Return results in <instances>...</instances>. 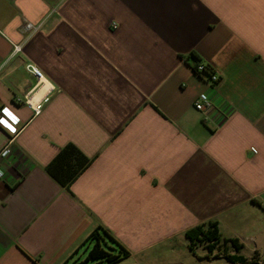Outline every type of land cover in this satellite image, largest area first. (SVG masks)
I'll list each match as a JSON object with an SVG mask.
<instances>
[{
	"label": "crops",
	"instance_id": "obj_1",
	"mask_svg": "<svg viewBox=\"0 0 264 264\" xmlns=\"http://www.w3.org/2000/svg\"><path fill=\"white\" fill-rule=\"evenodd\" d=\"M29 64L54 87L39 114ZM0 118V264H79L99 227L129 252L115 264L193 261L208 222L264 246V0H0ZM69 146L89 164L63 187L48 167Z\"/></svg>",
	"mask_w": 264,
	"mask_h": 264
},
{
	"label": "trees",
	"instance_id": "obj_2",
	"mask_svg": "<svg viewBox=\"0 0 264 264\" xmlns=\"http://www.w3.org/2000/svg\"><path fill=\"white\" fill-rule=\"evenodd\" d=\"M193 70L202 60L193 54ZM208 73V71H206ZM205 72V73H206ZM209 74V73H208ZM89 161L80 154L74 147L65 148L48 167V172L63 187H69L72 181L88 166ZM191 252L200 245H206L209 253L222 245H231L237 252L241 251L243 245L238 239L222 238L217 222H208L192 228L185 234ZM116 245L114 248L112 245ZM107 246V248L105 247ZM81 247L87 252L86 259L79 264H115L129 256V252L123 248L116 239L103 227H99L84 241ZM117 250V253H115ZM226 257L233 264H246L247 259L241 255Z\"/></svg>",
	"mask_w": 264,
	"mask_h": 264
},
{
	"label": "built area",
	"instance_id": "obj_3",
	"mask_svg": "<svg viewBox=\"0 0 264 264\" xmlns=\"http://www.w3.org/2000/svg\"><path fill=\"white\" fill-rule=\"evenodd\" d=\"M114 28H116V25H114ZM40 29H41L40 24H34L28 20H24L22 27L20 29V33L25 37H29L37 33ZM20 53H22V45H14L13 55ZM27 69L28 72L37 81L35 89H37L39 86L47 88L46 96H43L37 102L33 103L31 101L32 98L27 99L25 102L35 111L36 114H39L41 112L43 103L47 101L48 97L53 93L54 87L46 81L43 73L34 64H29ZM206 71H208L209 74ZM196 74L205 78L208 81V83L214 88H216L221 82L220 76L216 73L214 68H212L206 62H201L198 64ZM214 107H215V102L211 99V97L207 93L200 94L194 101V108L202 114H207L209 111L213 110ZM13 142H14V138H11L8 141V143L5 145V147L0 151V162L12 155ZM3 177H4V172L0 168V179ZM254 201H256L264 211V193L255 197Z\"/></svg>",
	"mask_w": 264,
	"mask_h": 264
},
{
	"label": "rangeland",
	"instance_id": "obj_4",
	"mask_svg": "<svg viewBox=\"0 0 264 264\" xmlns=\"http://www.w3.org/2000/svg\"><path fill=\"white\" fill-rule=\"evenodd\" d=\"M105 247L107 248V246ZM160 250H162V253L157 255L156 259L158 260L153 262V264H233L226 255H241L247 259L246 264H264V246L255 250L249 249L237 252L231 245L220 244L214 253L211 254L206 245H200L195 249L194 253L192 252L195 256L193 261L182 260L179 258V254L172 255L167 248H161ZM82 257L84 261L87 257V252L83 251Z\"/></svg>",
	"mask_w": 264,
	"mask_h": 264
},
{
	"label": "snow or ice",
	"instance_id": "obj_5",
	"mask_svg": "<svg viewBox=\"0 0 264 264\" xmlns=\"http://www.w3.org/2000/svg\"><path fill=\"white\" fill-rule=\"evenodd\" d=\"M4 115L10 117L12 120L16 119V117L13 116L12 113L9 112L7 109L4 110ZM0 125H6L7 127L11 128V125L8 124V122L2 118H0Z\"/></svg>",
	"mask_w": 264,
	"mask_h": 264
}]
</instances>
